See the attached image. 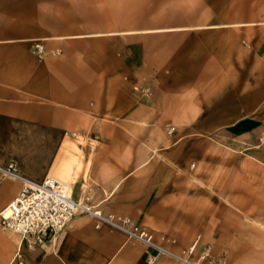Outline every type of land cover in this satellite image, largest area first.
I'll return each instance as SVG.
<instances>
[{
  "label": "crops",
  "instance_id": "obj_1",
  "mask_svg": "<svg viewBox=\"0 0 264 264\" xmlns=\"http://www.w3.org/2000/svg\"><path fill=\"white\" fill-rule=\"evenodd\" d=\"M263 132L264 0H0V163L23 175L193 234L194 162L218 145L257 160ZM21 186L0 177V212ZM19 248L23 264H147L151 252L87 215L34 248L0 224V264H18Z\"/></svg>",
  "mask_w": 264,
  "mask_h": 264
},
{
  "label": "rangeland",
  "instance_id": "obj_2",
  "mask_svg": "<svg viewBox=\"0 0 264 264\" xmlns=\"http://www.w3.org/2000/svg\"><path fill=\"white\" fill-rule=\"evenodd\" d=\"M136 89L146 96L153 95L151 85ZM173 131L175 127L169 129V133ZM257 142L264 146V132ZM236 154L227 145H218L205 161L206 166L194 162V207L199 210L194 216V232L151 230L157 243L184 255L197 242L193 260L200 261L202 253L210 250L201 264H264V156L256 160ZM246 159L254 162L252 167H247ZM250 207L259 208L263 214H249L245 209ZM202 208L208 209L207 215L202 214ZM218 231L221 238L217 241ZM163 263L164 258L160 261Z\"/></svg>",
  "mask_w": 264,
  "mask_h": 264
},
{
  "label": "built area",
  "instance_id": "obj_3",
  "mask_svg": "<svg viewBox=\"0 0 264 264\" xmlns=\"http://www.w3.org/2000/svg\"><path fill=\"white\" fill-rule=\"evenodd\" d=\"M37 49L41 47L37 45ZM77 136V133H73ZM0 177L21 182V189L14 199L1 212V226L20 235L21 245L29 248L46 243L63 230L77 215H87L95 219L96 227L108 226L124 233L128 239L143 243L151 252L147 264H201L207 259L210 250L206 249L200 261L191 258L196 248L194 243L188 253L177 254L157 243L154 234L136 223L131 217L111 212L104 213L98 205L91 203L90 197L75 199L68 185L53 177L41 181L22 174L15 161L0 163ZM18 264H23L19 248L16 254ZM220 264V263H219Z\"/></svg>",
  "mask_w": 264,
  "mask_h": 264
}]
</instances>
